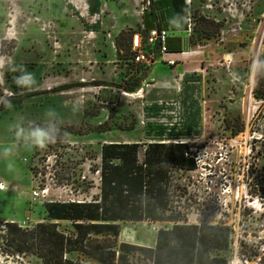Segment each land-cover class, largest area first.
<instances>
[{
  "label": "rangeland",
  "instance_id": "rangeland-1",
  "mask_svg": "<svg viewBox=\"0 0 264 264\" xmlns=\"http://www.w3.org/2000/svg\"><path fill=\"white\" fill-rule=\"evenodd\" d=\"M146 8L148 0H103L100 14L91 15L87 0H0V55L12 57L36 79L31 89L21 90L12 82L15 73H7L16 96L29 97L0 113V144L12 143L6 125L17 113L40 122L49 107L63 127L84 130L107 121L112 128L67 133L46 149L18 146L11 158L0 157V225L12 221L30 228L49 221L44 203L83 200L71 186L58 185L63 169L77 167V177H91L87 157L101 143L144 140L146 106L166 104L161 116H179L183 76L195 73L201 76L196 86L202 122L200 135L191 138L199 163L191 175L200 207L191 222L225 223L264 237V98L256 91L262 65L252 76L254 61H264V0H191L196 33L190 42L186 38L185 55L175 57L181 67L163 59L147 67L132 61L134 34L147 35ZM200 17L214 22L211 32L219 25L211 40L203 35ZM139 76L144 82L137 92L121 88ZM133 121L134 130L120 129ZM241 124L244 132L234 135ZM58 223L66 232L73 228L69 221ZM162 226L122 223L119 240L153 247Z\"/></svg>",
  "mask_w": 264,
  "mask_h": 264
},
{
  "label": "trees",
  "instance_id": "trees-1",
  "mask_svg": "<svg viewBox=\"0 0 264 264\" xmlns=\"http://www.w3.org/2000/svg\"><path fill=\"white\" fill-rule=\"evenodd\" d=\"M148 1L149 8L143 13L146 33L154 29L152 21L162 28L161 6L174 5L173 0ZM87 3L91 15L100 14L102 0H87ZM177 7L182 8L183 15H188L186 0H178ZM200 19L204 37L211 40L218 34L219 25L211 32L209 28L214 22ZM165 46L169 53L184 51L181 37L169 38ZM152 49L156 58L161 56L160 44ZM256 66L252 76L256 75ZM143 82V76H139L121 88L135 93ZM200 82L198 74H184L176 102L181 112L175 118L160 115L166 104L145 107L144 140L107 141L101 143L99 150H91L87 157L91 177H77V167L70 173L63 169L58 185L71 186L76 194L84 195L83 200L44 203L49 221L30 228L12 221L1 224L0 264H33L27 257L36 258L35 264H228L230 227L224 223L191 222L192 214L200 207L191 175L199 169L198 151L191 138L200 135L202 107L196 86ZM256 91L264 98V65ZM27 97L29 94L15 96L13 105ZM4 110L0 105V113ZM136 125L133 121L120 129L132 131ZM61 129L62 133L82 135L112 130L107 121L84 130L77 126H61ZM241 132L244 124L234 130V135ZM94 189L97 192L92 194ZM59 221L71 222L72 230H62ZM126 222L162 224L155 246L120 242L121 224Z\"/></svg>",
  "mask_w": 264,
  "mask_h": 264
},
{
  "label": "clouds",
  "instance_id": "clouds-1",
  "mask_svg": "<svg viewBox=\"0 0 264 264\" xmlns=\"http://www.w3.org/2000/svg\"><path fill=\"white\" fill-rule=\"evenodd\" d=\"M170 28L182 30L188 23L187 15H176L168 21ZM254 64L264 65V61L256 60ZM7 73H15L12 82L17 89L29 90L36 84L35 75L25 66L15 63L12 57L0 55V105L7 110L13 109V98L16 92L7 86ZM61 117L54 108H47L40 122L29 119L23 114L17 113L6 125V131L12 137L11 144H0V157L5 159L14 155V148L22 146L25 150L34 148L46 149L48 145L57 142L62 135Z\"/></svg>",
  "mask_w": 264,
  "mask_h": 264
},
{
  "label": "built area",
  "instance_id": "built-area-1",
  "mask_svg": "<svg viewBox=\"0 0 264 264\" xmlns=\"http://www.w3.org/2000/svg\"><path fill=\"white\" fill-rule=\"evenodd\" d=\"M186 4L189 7L187 15L188 23L186 28V35L187 38H190L195 33L196 22L195 17L193 16V13L191 11V0H186ZM148 5H150L149 1ZM143 30H145L144 24ZM169 38L170 32L166 29L150 30L145 38L140 32L134 34L132 40V49L134 51V56L132 58V61L135 64H143L144 67L154 64L155 61L158 59H163V61H165L169 66L176 65L177 60L169 57L170 53L168 52L165 46ZM156 44L161 45V56L157 58L152 49ZM184 54V51L178 53V55ZM3 186V184L0 185V189H3ZM45 192L46 191L44 190L43 193ZM260 226H263L261 222ZM229 227L231 229V241L228 264H264V237L261 232L256 230L246 233L247 231L242 230L241 227ZM250 258H252L253 261H251Z\"/></svg>",
  "mask_w": 264,
  "mask_h": 264
},
{
  "label": "crops",
  "instance_id": "crops-1",
  "mask_svg": "<svg viewBox=\"0 0 264 264\" xmlns=\"http://www.w3.org/2000/svg\"><path fill=\"white\" fill-rule=\"evenodd\" d=\"M174 2V5L173 7L172 6H161L160 8V11L161 14L163 15V21H162V28L159 27V24L157 23V21H152L150 24L154 25V29H166V30H169L170 32V38H175V37H178V38H182L183 41H184V50H185V46L187 44V41H186V38H187V35H186V28H187V23L183 25V29L182 30H175V29H172L170 28L169 26V19L173 16H176V15H183V12H182V8H179L177 7V3H178V0H173ZM181 4V2H179ZM179 4V5H180ZM102 5H103V0H102ZM148 9V8H147ZM150 11V9H149ZM157 10H155L156 12ZM170 16V17H169ZM178 55V53H170L169 54V57H171L172 59H175V60H179V58H175L176 56ZM185 55V54H184ZM159 62H162L161 59H158L155 61L154 65H156L157 63ZM168 66V64H167ZM164 68L162 69V72L161 73H164L166 72L167 70L166 69H169V68ZM177 66L181 67V66H184V64H177ZM176 69V67H174V70ZM166 70V71H165Z\"/></svg>",
  "mask_w": 264,
  "mask_h": 264
},
{
  "label": "bare ground",
  "instance_id": "bare-ground-1",
  "mask_svg": "<svg viewBox=\"0 0 264 264\" xmlns=\"http://www.w3.org/2000/svg\"><path fill=\"white\" fill-rule=\"evenodd\" d=\"M2 188L4 189V186ZM3 189H1V190H3Z\"/></svg>",
  "mask_w": 264,
  "mask_h": 264
}]
</instances>
